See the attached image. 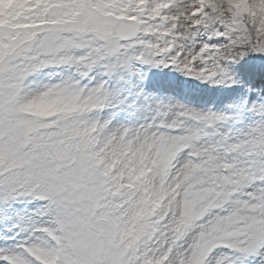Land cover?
<instances>
[{
    "label": "snow or ice",
    "instance_id": "6c2138e0",
    "mask_svg": "<svg viewBox=\"0 0 264 264\" xmlns=\"http://www.w3.org/2000/svg\"><path fill=\"white\" fill-rule=\"evenodd\" d=\"M0 264H264V0H0Z\"/></svg>",
    "mask_w": 264,
    "mask_h": 264
},
{
    "label": "rangeland",
    "instance_id": "374dc122",
    "mask_svg": "<svg viewBox=\"0 0 264 264\" xmlns=\"http://www.w3.org/2000/svg\"><path fill=\"white\" fill-rule=\"evenodd\" d=\"M177 76H180L179 73H176ZM182 80L187 81V77H180ZM188 91L192 94L193 98L195 99L196 97L200 96L205 90L199 86L198 81H190L187 84Z\"/></svg>",
    "mask_w": 264,
    "mask_h": 264
}]
</instances>
